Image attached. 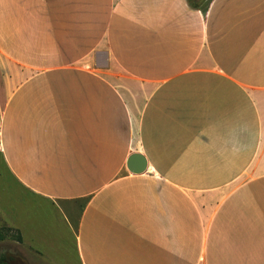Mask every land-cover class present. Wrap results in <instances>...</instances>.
I'll return each instance as SVG.
<instances>
[{
  "label": "crops",
  "instance_id": "1",
  "mask_svg": "<svg viewBox=\"0 0 264 264\" xmlns=\"http://www.w3.org/2000/svg\"><path fill=\"white\" fill-rule=\"evenodd\" d=\"M2 61L6 170L80 264H264V0H0Z\"/></svg>",
  "mask_w": 264,
  "mask_h": 264
},
{
  "label": "rangeland",
  "instance_id": "2",
  "mask_svg": "<svg viewBox=\"0 0 264 264\" xmlns=\"http://www.w3.org/2000/svg\"><path fill=\"white\" fill-rule=\"evenodd\" d=\"M200 1L206 6L210 2ZM3 76L4 69L0 70V78ZM0 261L4 264H80L74 237L60 213L17 187L6 170L1 150Z\"/></svg>",
  "mask_w": 264,
  "mask_h": 264
},
{
  "label": "water",
  "instance_id": "3",
  "mask_svg": "<svg viewBox=\"0 0 264 264\" xmlns=\"http://www.w3.org/2000/svg\"><path fill=\"white\" fill-rule=\"evenodd\" d=\"M128 168L134 173L144 172L147 168V160L141 153H133L127 161Z\"/></svg>",
  "mask_w": 264,
  "mask_h": 264
},
{
  "label": "trees",
  "instance_id": "4",
  "mask_svg": "<svg viewBox=\"0 0 264 264\" xmlns=\"http://www.w3.org/2000/svg\"><path fill=\"white\" fill-rule=\"evenodd\" d=\"M19 239L22 240V237L20 236ZM0 264H4V263L2 261H0Z\"/></svg>",
  "mask_w": 264,
  "mask_h": 264
},
{
  "label": "built area",
  "instance_id": "5",
  "mask_svg": "<svg viewBox=\"0 0 264 264\" xmlns=\"http://www.w3.org/2000/svg\"><path fill=\"white\" fill-rule=\"evenodd\" d=\"M0 145H1V134H0Z\"/></svg>",
  "mask_w": 264,
  "mask_h": 264
}]
</instances>
